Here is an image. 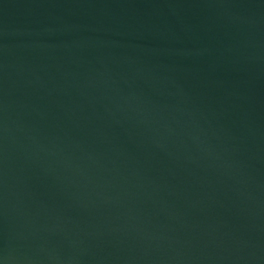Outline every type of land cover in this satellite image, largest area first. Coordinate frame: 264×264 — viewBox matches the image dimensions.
Masks as SVG:
<instances>
[{
  "label": "water",
  "instance_id": "obj_1",
  "mask_svg": "<svg viewBox=\"0 0 264 264\" xmlns=\"http://www.w3.org/2000/svg\"><path fill=\"white\" fill-rule=\"evenodd\" d=\"M0 264H264V0H0Z\"/></svg>",
  "mask_w": 264,
  "mask_h": 264
}]
</instances>
